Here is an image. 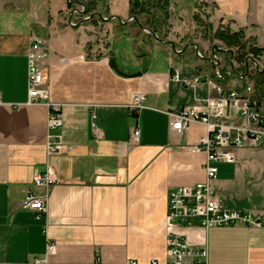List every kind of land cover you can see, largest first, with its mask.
Instances as JSON below:
<instances>
[{
  "label": "crops",
  "instance_id": "crops-1",
  "mask_svg": "<svg viewBox=\"0 0 264 264\" xmlns=\"http://www.w3.org/2000/svg\"><path fill=\"white\" fill-rule=\"evenodd\" d=\"M67 1L0 0V264H171L169 194L206 181V154L188 150L206 128L194 123L178 133L169 113L205 108L213 95L206 77L215 69L208 59L215 45L226 48L211 43L195 23L201 0H170L164 41L174 42L178 52L149 42L132 23L72 27ZM130 1L107 0L110 18L129 19ZM205 4L218 26L244 31L264 51V0ZM84 19L75 14L73 22ZM34 37L45 39L50 51L46 77L50 101L64 116L61 129L49 127L46 105L29 103L27 51ZM196 47L207 61L197 57ZM217 53L221 68L229 70L225 55ZM111 58L124 73L142 76L118 75ZM197 76L200 86L185 84ZM137 93L146 103L133 114L129 106ZM59 143L63 153L49 155L48 146ZM233 153L236 163L218 165L212 196L227 210L264 213V148ZM48 170L60 182L49 191L35 189V173ZM31 190L49 194L41 220L22 206ZM177 231L194 249L207 246L210 264H264V227L206 230L193 218ZM186 264L197 263L189 258Z\"/></svg>",
  "mask_w": 264,
  "mask_h": 264
},
{
  "label": "built area",
  "instance_id": "built-area-1",
  "mask_svg": "<svg viewBox=\"0 0 264 264\" xmlns=\"http://www.w3.org/2000/svg\"><path fill=\"white\" fill-rule=\"evenodd\" d=\"M205 1L201 0L200 4H205ZM27 56L29 103L46 105L50 111L49 127L61 129L64 122L61 107L50 101L49 80L46 77L45 68L50 51L45 39L34 37ZM197 57L202 59L204 55L197 52ZM214 67L213 76L206 77L207 85L213 91V95L210 94L206 99L205 108L203 110L183 108L169 113L172 118L171 127L178 133L187 130L194 123L204 125L206 128V135L200 142L188 147L192 153L206 154V181L194 186L174 188L169 194L170 210L165 221V231L167 254L171 264H186L189 258L195 259L197 264H210L207 246L194 249L189 241L178 233L177 228L180 222L198 218L206 230L231 226L264 227V213L227 210L211 193L210 183L217 178L218 165L236 163L234 150L245 147L264 148V103H258L254 98V83L248 82V77H235L231 68L226 70L221 66ZM260 68V71H263L264 64L263 66L260 64ZM251 69L256 71L254 63ZM227 77L230 80L225 83ZM202 79L201 76H197L194 81L185 84L197 88L201 85ZM175 80L180 82L178 74ZM145 103L146 96L137 93L133 95L129 108L133 114H136L144 108ZM140 136V129L135 128L133 139L138 142ZM63 151V143L48 146L49 155L62 154ZM59 182L51 170L45 174L36 172L33 177L35 189L44 188L49 191ZM48 201V193L41 195L36 190H31L22 206L24 209L35 212L36 219L41 220L48 213ZM129 264L138 263L131 261Z\"/></svg>",
  "mask_w": 264,
  "mask_h": 264
},
{
  "label": "trees",
  "instance_id": "trees-1",
  "mask_svg": "<svg viewBox=\"0 0 264 264\" xmlns=\"http://www.w3.org/2000/svg\"><path fill=\"white\" fill-rule=\"evenodd\" d=\"M83 2L86 6V15L92 16L100 13L105 18H110L109 10L107 9V0H74ZM170 0H131L130 1V12L131 18H138L139 23L132 22V24L140 27L143 33V28L148 29L151 34H144L145 38L152 42L155 40V35L159 37V40H165L166 37L162 33L163 28H168V22L170 19ZM206 4H200L198 12L194 16L195 23L198 27L206 30L205 36L210 35V42L214 43L215 40L221 42L227 51L223 52L227 60V67H231V53H234V63L236 65L235 77L244 76L247 74L248 66L252 67L251 59H255L260 62V58L263 56L264 51L259 49L255 45V41L247 37L244 31H232L231 29H219L213 34V26L208 25L206 21L202 19L201 13L207 12ZM68 9L72 10L73 7L68 6ZM103 22L99 17H95L90 21L89 24L98 25ZM121 25V24H120ZM124 26V25H121ZM213 34V35H212ZM226 73V70H224ZM249 81L254 83L255 92L254 98L258 103H264V74L261 72L250 70L248 74ZM230 78H226L227 83Z\"/></svg>",
  "mask_w": 264,
  "mask_h": 264
},
{
  "label": "water",
  "instance_id": "water-1",
  "mask_svg": "<svg viewBox=\"0 0 264 264\" xmlns=\"http://www.w3.org/2000/svg\"><path fill=\"white\" fill-rule=\"evenodd\" d=\"M67 4L68 6L70 7H73L74 9H72L71 13H70V18H69V25L72 26V27H79L81 25H85L86 23H90V21H92V19H94L95 17H99L103 22H110L112 20H117L119 24L121 25H124V26H127L131 23V20L134 19L135 22L139 23V19L138 18H131L129 17V19H127L126 21H124L121 17H111V18H105L102 14L100 13H97V14H94L92 16H87L86 15V6L83 2H80V1H74V0H68L67 1ZM75 14H78L80 16H84L85 19L80 22V23H75L73 22V17ZM143 34H151V32L146 29V28H143ZM155 39L159 42H163V43H168L170 44L173 49L175 50V52H178L176 50V45L174 42H167V41H164V40H159V37L157 35L154 36ZM196 50L197 52H200V50L198 49V47H196ZM217 52H229L227 50H222L220 49L219 46L215 45L213 47V53H212V57L208 59V61H210L212 63L213 66H221V59H220V55H218ZM233 57H234V53H231V70L234 74H236V65L234 63V60H233ZM203 60H206L207 61V58L204 56L202 58ZM111 67L113 69V71L115 73H117L118 75L122 76V77H125V78H138V77H141L142 76V73H137V74H127V73H124L123 71L120 70V68L118 67L117 63H116V60L115 58H111ZM251 62L255 64L256 66V71L257 72H261L262 74H264V70L263 71H260L261 68H260V64L257 60L255 59H251ZM248 66V71H247V74L242 76V78H245L248 76L249 72H250V64L248 63L247 64Z\"/></svg>",
  "mask_w": 264,
  "mask_h": 264
},
{
  "label": "rangeland",
  "instance_id": "rangeland-1",
  "mask_svg": "<svg viewBox=\"0 0 264 264\" xmlns=\"http://www.w3.org/2000/svg\"><path fill=\"white\" fill-rule=\"evenodd\" d=\"M36 1V0H35ZM38 6V5H37ZM36 8H39V7H36ZM201 17H202V19L204 20V21H206L207 23H208V25H212L213 26V28H212V32H213V34L217 31V30H219V29H229V28H227V27H222V25L221 26H218V24L216 23V20H213V17L210 15V13H208V12H204V13H201ZM25 19H21V21H24ZM132 22H134V19L133 20H131V23ZM200 28V27H199ZM202 29H204V28H202ZM167 31H168V28L166 27V28H163L162 29V33H163V35L167 38ZM204 32H206V30L204 29ZM212 34V35H213ZM156 40V39H155ZM260 64L263 66V64L264 63H262L261 61H260ZM248 82H250L249 80H248Z\"/></svg>",
  "mask_w": 264,
  "mask_h": 264
}]
</instances>
